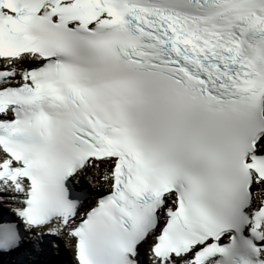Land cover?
<instances>
[{"label": "snow or ice", "instance_id": "1", "mask_svg": "<svg viewBox=\"0 0 264 264\" xmlns=\"http://www.w3.org/2000/svg\"><path fill=\"white\" fill-rule=\"evenodd\" d=\"M6 211L0 264H264V0H0Z\"/></svg>", "mask_w": 264, "mask_h": 264}, {"label": "bare ground", "instance_id": "2", "mask_svg": "<svg viewBox=\"0 0 264 264\" xmlns=\"http://www.w3.org/2000/svg\"><path fill=\"white\" fill-rule=\"evenodd\" d=\"M72 250V249H71Z\"/></svg>", "mask_w": 264, "mask_h": 264}]
</instances>
